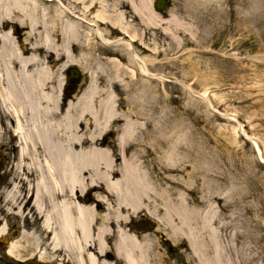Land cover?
Listing matches in <instances>:
<instances>
[{
  "label": "rangeland",
  "instance_id": "rangeland-1",
  "mask_svg": "<svg viewBox=\"0 0 264 264\" xmlns=\"http://www.w3.org/2000/svg\"><path fill=\"white\" fill-rule=\"evenodd\" d=\"M122 6L136 27L133 49L156 75L148 81L152 92L140 76L120 74L108 61L119 51L93 36L91 55L82 61L85 70L73 66L81 70L78 85L63 99L84 98L94 83L104 93L94 106L110 98L134 123L127 154H138L140 173L168 191L174 203L178 193L184 195L204 264H264V0H169L163 10L155 9L166 24L153 27ZM101 28L111 40L125 38L111 25ZM124 127L116 122L97 143L118 152ZM4 193L0 218L38 231L33 218L24 213L18 219L7 210ZM87 197L83 203L93 199ZM127 230L151 241L152 264H200L184 234L145 212L133 217ZM21 252L24 260L35 248ZM13 264L23 263L13 259Z\"/></svg>",
  "mask_w": 264,
  "mask_h": 264
},
{
  "label": "bare ground",
  "instance_id": "bare-ground-1",
  "mask_svg": "<svg viewBox=\"0 0 264 264\" xmlns=\"http://www.w3.org/2000/svg\"><path fill=\"white\" fill-rule=\"evenodd\" d=\"M122 5L143 25L166 24L154 0H0V139L10 134L19 148L4 199L9 212L18 218L25 213L39 229L28 223L19 240L10 243L8 253L17 260H23L21 250L30 245L33 257L51 264H152L151 241L127 230L132 218L145 212L160 226L184 234L199 263H205L199 233L189 228L191 210L184 195L178 193L174 203L168 191L140 173L138 154H127L134 123L109 104L110 98L95 107L96 97L104 93L94 83L82 99L62 97L64 73L69 66L85 70L82 61L91 55L93 36L120 52L108 59L120 74L140 76L152 92L148 81L156 75L133 49L136 27ZM14 25L25 31L18 45L33 40L34 50H23L28 57L17 49L10 32ZM103 25L126 39H109ZM123 79L117 76L116 82ZM116 122L125 126L118 152L97 143ZM88 194L93 199L83 203ZM0 224L4 236L7 222L0 218Z\"/></svg>",
  "mask_w": 264,
  "mask_h": 264
},
{
  "label": "flooded vegetation",
  "instance_id": "flooded-vegetation-1",
  "mask_svg": "<svg viewBox=\"0 0 264 264\" xmlns=\"http://www.w3.org/2000/svg\"><path fill=\"white\" fill-rule=\"evenodd\" d=\"M16 25V24H15ZM14 25L13 28H10V32L13 34V36L15 37V40L17 42V49L19 51V53L23 56V57H28V53L23 52V50L27 49L28 51L31 50L33 51V47H31V43L28 42V44L26 46L21 47L19 44L20 39H23L25 37V31L24 28L20 27L19 30L18 28ZM0 28L3 29L2 27V23L0 24ZM78 85V78H71L68 79L67 81V87L64 91V94L68 97V93L72 94V89H75L76 86ZM70 96V95H69ZM4 123V121H3ZM4 135V130H2V118L0 117V137H3ZM17 143H15L16 145ZM19 158V148L17 147V149L14 148V141L11 138L10 134H7V138H1L0 139V194L4 193V191H6L8 189V183L11 182L13 175H11L12 171H11V166H13L16 161ZM16 216V214H15ZM18 218V216H16ZM7 222V226H8V230L7 233L5 234L6 236H3L2 239V243L5 245L4 249L1 251V258H0V262L2 264H13V256H11L8 253V247L10 245V243L12 241L18 240V238H20L21 233L24 227H21V222L20 221H16V222H12L11 219L7 220L5 218H2ZM20 219V216L19 218ZM4 221L1 222V224H3ZM0 224V227H1ZM5 237V238H4ZM21 255L23 256L22 252ZM33 255V254H32ZM31 255V253L28 254V258H25L24 260H18L21 263H25V264H34L37 262V264H50L47 262H43L40 261L37 257H33ZM4 257L6 258L4 260ZM17 260V259H16Z\"/></svg>",
  "mask_w": 264,
  "mask_h": 264
},
{
  "label": "water",
  "instance_id": "water-1",
  "mask_svg": "<svg viewBox=\"0 0 264 264\" xmlns=\"http://www.w3.org/2000/svg\"><path fill=\"white\" fill-rule=\"evenodd\" d=\"M169 0H156V2L154 3V8L157 11H161L163 10L167 4H168ZM81 75V70L78 69L77 67H73L71 66L70 68L67 69V80L65 81L67 83L68 79L71 78H79Z\"/></svg>",
  "mask_w": 264,
  "mask_h": 264
}]
</instances>
